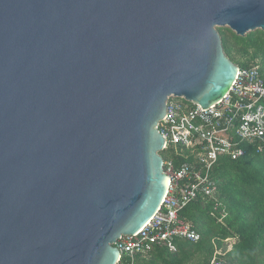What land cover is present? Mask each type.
<instances>
[{
    "label": "water",
    "instance_id": "95a60500",
    "mask_svg": "<svg viewBox=\"0 0 264 264\" xmlns=\"http://www.w3.org/2000/svg\"><path fill=\"white\" fill-rule=\"evenodd\" d=\"M219 27L264 0H0V264H116L168 189L167 99L237 78Z\"/></svg>",
    "mask_w": 264,
    "mask_h": 264
},
{
    "label": "built area",
    "instance_id": "2783aa9c",
    "mask_svg": "<svg viewBox=\"0 0 264 264\" xmlns=\"http://www.w3.org/2000/svg\"><path fill=\"white\" fill-rule=\"evenodd\" d=\"M256 68H239L230 91L207 109L182 97L167 99L158 129L165 138L163 151L168 154L163 157L168 189L161 207L142 228L116 240L120 252L116 264H135L137 257L148 256L158 245L174 252L176 237L199 238L190 224L179 218L180 210L200 196L215 200L217 207L218 184L211 172L218 157L236 159L244 153L239 146L242 141L259 139L264 143V80ZM222 253L217 249L211 264H224L218 259Z\"/></svg>",
    "mask_w": 264,
    "mask_h": 264
},
{
    "label": "trees",
    "instance_id": "16d2710c",
    "mask_svg": "<svg viewBox=\"0 0 264 264\" xmlns=\"http://www.w3.org/2000/svg\"><path fill=\"white\" fill-rule=\"evenodd\" d=\"M218 31L226 55L241 69L257 67L264 80V31L243 36L228 27ZM257 140L242 141L239 146L244 153L236 159L218 157L211 172L218 184L217 207L215 200L200 196L180 210L179 218L188 222L199 238L176 237V251L158 245L148 256L137 257L135 264H210L219 248L223 253L218 259L224 263L264 264V143ZM161 154L164 158L168 155L167 151ZM228 245L230 249H226Z\"/></svg>",
    "mask_w": 264,
    "mask_h": 264
},
{
    "label": "rangeland",
    "instance_id": "374dc122",
    "mask_svg": "<svg viewBox=\"0 0 264 264\" xmlns=\"http://www.w3.org/2000/svg\"><path fill=\"white\" fill-rule=\"evenodd\" d=\"M227 249V248H226ZM212 260V259H211ZM211 260H210V264H211ZM191 264H193V262L191 263ZM224 264H227V262H226V260H225V263Z\"/></svg>",
    "mask_w": 264,
    "mask_h": 264
}]
</instances>
